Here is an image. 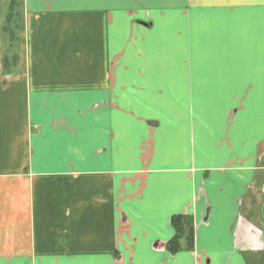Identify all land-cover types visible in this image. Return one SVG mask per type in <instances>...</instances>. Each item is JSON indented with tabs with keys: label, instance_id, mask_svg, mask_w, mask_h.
<instances>
[{
	"label": "crops",
	"instance_id": "1",
	"mask_svg": "<svg viewBox=\"0 0 264 264\" xmlns=\"http://www.w3.org/2000/svg\"><path fill=\"white\" fill-rule=\"evenodd\" d=\"M8 4L0 264H264V0Z\"/></svg>",
	"mask_w": 264,
	"mask_h": 264
},
{
	"label": "rangeland",
	"instance_id": "2",
	"mask_svg": "<svg viewBox=\"0 0 264 264\" xmlns=\"http://www.w3.org/2000/svg\"><path fill=\"white\" fill-rule=\"evenodd\" d=\"M8 3H9V0H2V1L0 0V35L3 41V44L6 45L8 43V40H11L12 45L14 47L16 45L17 37L21 31L22 21L19 20L20 17L13 16V22L11 24V27H9V32L8 33L3 32V28L5 27L4 19L6 18L8 10H9ZM12 54H13L12 52H9V56H12ZM251 225L253 226L251 228L254 229L253 232H250L251 236L260 235L261 233H264V224H260V225L251 224ZM249 231H251L250 228H249ZM167 244H166V248H167Z\"/></svg>",
	"mask_w": 264,
	"mask_h": 264
},
{
	"label": "trees",
	"instance_id": "3",
	"mask_svg": "<svg viewBox=\"0 0 264 264\" xmlns=\"http://www.w3.org/2000/svg\"><path fill=\"white\" fill-rule=\"evenodd\" d=\"M189 222L183 217H177L172 220V225L175 231V236L167 244V251L171 254L177 253L181 249L180 241L185 239L186 248H191L192 246V226L188 224Z\"/></svg>",
	"mask_w": 264,
	"mask_h": 264
}]
</instances>
